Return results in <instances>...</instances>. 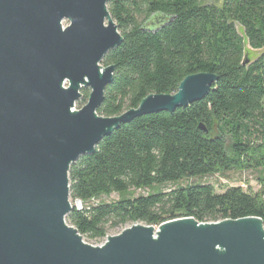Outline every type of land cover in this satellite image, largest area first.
I'll return each instance as SVG.
<instances>
[{
	"label": "trees",
	"instance_id": "trees-1",
	"mask_svg": "<svg viewBox=\"0 0 264 264\" xmlns=\"http://www.w3.org/2000/svg\"><path fill=\"white\" fill-rule=\"evenodd\" d=\"M106 7L122 40L102 57L114 71L97 114L117 116L150 94H173L188 75L213 73L217 80L200 101L119 123L72 162L66 221L89 239L126 222L158 227L182 217L198 223L258 217L264 228V178L255 192L240 186L217 192L190 181L264 170V51L243 64L235 27L252 49L264 48V0H107ZM154 17L157 24L147 25ZM167 183L168 191L133 196ZM112 192L116 200L100 201Z\"/></svg>",
	"mask_w": 264,
	"mask_h": 264
},
{
	"label": "water",
	"instance_id": "water-1",
	"mask_svg": "<svg viewBox=\"0 0 264 264\" xmlns=\"http://www.w3.org/2000/svg\"><path fill=\"white\" fill-rule=\"evenodd\" d=\"M106 2L0 0V264H264L258 217L134 223L99 246L66 222L72 162L119 123L200 101L217 80L188 75L173 94H150L117 116L97 114L114 71L102 57L122 40ZM83 87L87 101L71 111Z\"/></svg>",
	"mask_w": 264,
	"mask_h": 264
},
{
	"label": "rangeland",
	"instance_id": "rangeland-1",
	"mask_svg": "<svg viewBox=\"0 0 264 264\" xmlns=\"http://www.w3.org/2000/svg\"><path fill=\"white\" fill-rule=\"evenodd\" d=\"M221 2H222V0H202V3H204V4L219 5ZM139 19H141V18H139ZM68 23H69V21L64 19L62 21V26H66ZM235 27H236L238 34L243 38V41H244V49H245L244 55L250 61H253L264 51V48L252 49L247 43V40L243 34V29L237 23L235 24ZM117 29H118V27H117ZM100 65L103 66L102 64H100ZM64 85L66 86L67 82ZM89 91L90 90L88 87L81 88V90H80L81 96L78 100L75 101L74 110L80 109L86 103ZM260 178H264V170H257V171L246 170V171H242V172L230 171V172H226L223 174H214V175H208L205 177L193 178L190 181L201 182V183H210L215 187L217 192H222L225 186H240L243 189L250 188L251 191L255 192V191H258L261 187V182L259 180ZM172 187H173V184L167 183V184H164L161 186H154V187H152V189H139V190L134 191L133 196H137L139 194L144 195L147 192H151V191L154 192L157 190L168 191ZM117 198H118V194L115 192H112L109 196H101L100 201L110 202V201L116 200ZM69 201L71 203L70 196H69ZM133 224L134 223H132V222H126L124 224L116 225L114 227H108L107 228V234L102 239H89L86 236H81V238L87 244H90L93 246H99V245H102L106 241L107 236L117 235L120 232H122L125 228H128ZM135 224H142V223H135Z\"/></svg>",
	"mask_w": 264,
	"mask_h": 264
},
{
	"label": "bare ground",
	"instance_id": "bare-ground-1",
	"mask_svg": "<svg viewBox=\"0 0 264 264\" xmlns=\"http://www.w3.org/2000/svg\"><path fill=\"white\" fill-rule=\"evenodd\" d=\"M65 86V85H64ZM74 110V108L73 109H71V111H73ZM72 206V205H71ZM77 206V205H76ZM79 208H81V204L78 206Z\"/></svg>",
	"mask_w": 264,
	"mask_h": 264
},
{
	"label": "built area",
	"instance_id": "built-area-1",
	"mask_svg": "<svg viewBox=\"0 0 264 264\" xmlns=\"http://www.w3.org/2000/svg\"><path fill=\"white\" fill-rule=\"evenodd\" d=\"M79 208V207H78Z\"/></svg>",
	"mask_w": 264,
	"mask_h": 264
}]
</instances>
